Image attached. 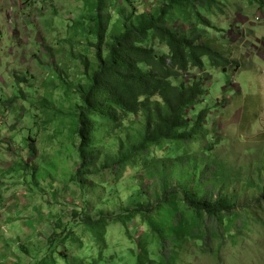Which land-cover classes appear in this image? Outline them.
<instances>
[{"label": "rangeland", "instance_id": "374dc122", "mask_svg": "<svg viewBox=\"0 0 264 264\" xmlns=\"http://www.w3.org/2000/svg\"><path fill=\"white\" fill-rule=\"evenodd\" d=\"M111 1L109 30L121 10L153 13L161 2ZM217 2L219 9L203 13L210 27L187 21V13H176L180 17L173 22L216 45L231 62L226 73L207 65L172 79L174 84L199 81L207 89L196 112L207 109L209 136L201 143L151 147L144 155L208 154L231 174L226 191L236 208L228 231L238 234L212 241V252L190 241L177 264H264V204L258 201L264 177V5ZM90 15L85 0H0V264H89L87 257L100 256L109 264H135L137 241L147 232L138 216L124 226L107 221L103 240L81 225L82 218L96 219L100 211L112 217L145 199L153 202L158 191L157 180L138 181L142 154L122 168L89 173L84 184L73 180L81 164L76 90L97 64ZM147 44L157 54L168 51L157 40ZM124 126L133 140L140 138V115L127 116ZM116 150L111 140L103 153ZM173 200L180 218L190 219V210ZM166 209L163 204L152 216L161 220ZM204 222L216 233L226 223ZM51 238L57 241L52 253ZM231 239L238 240L232 244ZM145 249L153 258L155 240L149 237Z\"/></svg>", "mask_w": 264, "mask_h": 264}, {"label": "trees", "instance_id": "16d2710c", "mask_svg": "<svg viewBox=\"0 0 264 264\" xmlns=\"http://www.w3.org/2000/svg\"><path fill=\"white\" fill-rule=\"evenodd\" d=\"M262 7L263 0H256ZM91 9V33L96 38V68L86 83L76 90L77 153L81 164L73 180L84 184L86 175L111 168H122L138 154L141 172L138 181H158V191L153 202L136 203L121 213L110 217L103 211L96 219H81V225L93 238L103 240L106 222H119L122 226L134 216L145 225L146 234L137 241L135 264H177L187 252L190 241L201 243L212 252V241L224 240L238 234L228 231L236 201L227 193L230 173L214 156L208 154H183L176 157L144 155L151 147L164 144L205 141L209 136L205 117L207 109L196 112L197 105L208 93L199 81L174 84L172 79L190 69L206 70V64L226 73L231 62L216 45L202 41L195 32L186 34L173 22L187 13L197 24L210 27L203 13L212 14L218 8L217 0H161L153 13L121 10L118 22L108 29L111 22V0H85ZM130 3V0H126ZM178 13L180 16H176ZM159 41L168 49L157 54L147 44ZM205 59L207 62H205ZM238 66V64H236ZM87 66V65H86ZM86 68V67H84ZM129 115H140V138L125 129ZM117 132L121 133L118 135ZM117 142L115 155H104L109 142ZM102 158V160H101ZM96 164L94 171L90 167ZM171 198L179 199L191 216L182 220L173 208ZM173 200V202H174ZM258 201L264 204V177L259 186ZM169 205L166 216L155 220L152 213ZM159 214V213H158ZM211 218L221 226V232L208 229L204 220ZM229 222V223H228ZM211 230V231H209ZM151 237L157 244L155 258L147 257L146 241ZM238 239H231L235 244ZM56 240L50 239V251ZM87 257L89 264H109L111 260ZM110 258H112L110 256Z\"/></svg>", "mask_w": 264, "mask_h": 264}, {"label": "crops", "instance_id": "0c3cea01", "mask_svg": "<svg viewBox=\"0 0 264 264\" xmlns=\"http://www.w3.org/2000/svg\"><path fill=\"white\" fill-rule=\"evenodd\" d=\"M242 17H243V15H242ZM240 24H243L242 22H240ZM205 62H207V60L205 59ZM206 66H207V64H206Z\"/></svg>", "mask_w": 264, "mask_h": 264}]
</instances>
